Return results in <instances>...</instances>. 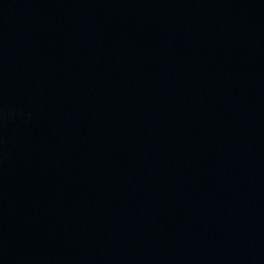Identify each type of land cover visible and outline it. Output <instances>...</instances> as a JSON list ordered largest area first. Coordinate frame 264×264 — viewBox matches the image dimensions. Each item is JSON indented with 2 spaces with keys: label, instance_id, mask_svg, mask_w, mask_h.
Instances as JSON below:
<instances>
[{
  "label": "water",
  "instance_id": "obj_1",
  "mask_svg": "<svg viewBox=\"0 0 264 264\" xmlns=\"http://www.w3.org/2000/svg\"><path fill=\"white\" fill-rule=\"evenodd\" d=\"M0 264H264V0H0Z\"/></svg>",
  "mask_w": 264,
  "mask_h": 264
}]
</instances>
